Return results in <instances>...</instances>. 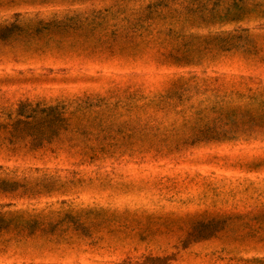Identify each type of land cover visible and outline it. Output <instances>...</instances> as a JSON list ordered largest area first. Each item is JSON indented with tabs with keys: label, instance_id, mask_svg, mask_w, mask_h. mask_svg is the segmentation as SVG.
<instances>
[{
	"label": "rangeland",
	"instance_id": "1",
	"mask_svg": "<svg viewBox=\"0 0 264 264\" xmlns=\"http://www.w3.org/2000/svg\"><path fill=\"white\" fill-rule=\"evenodd\" d=\"M0 264H264V0H0Z\"/></svg>",
	"mask_w": 264,
	"mask_h": 264
},
{
	"label": "trees",
	"instance_id": "2",
	"mask_svg": "<svg viewBox=\"0 0 264 264\" xmlns=\"http://www.w3.org/2000/svg\"><path fill=\"white\" fill-rule=\"evenodd\" d=\"M54 109L55 108L52 107L45 108L42 116H39L38 112L26 116L22 115L24 114V111H21L22 114L19 113V118H22L19 119L18 123L24 122L23 118L30 120V122L26 124L27 128L24 130L26 136L33 140L38 138L45 140L44 138L47 136L55 134L57 132V127L59 128V125L64 124L67 119L65 118L64 113H57ZM213 222L214 221L206 223V225L211 227L210 225H213Z\"/></svg>",
	"mask_w": 264,
	"mask_h": 264
}]
</instances>
